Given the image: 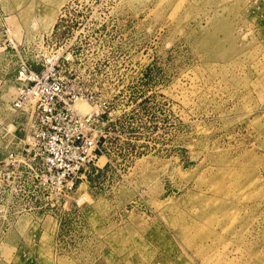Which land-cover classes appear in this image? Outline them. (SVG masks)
I'll return each instance as SVG.
<instances>
[{
    "label": "rangeland",
    "instance_id": "obj_1",
    "mask_svg": "<svg viewBox=\"0 0 264 264\" xmlns=\"http://www.w3.org/2000/svg\"><path fill=\"white\" fill-rule=\"evenodd\" d=\"M67 53L98 157L0 161V264H264V0H0V160L21 66Z\"/></svg>",
    "mask_w": 264,
    "mask_h": 264
},
{
    "label": "built area",
    "instance_id": "obj_2",
    "mask_svg": "<svg viewBox=\"0 0 264 264\" xmlns=\"http://www.w3.org/2000/svg\"><path fill=\"white\" fill-rule=\"evenodd\" d=\"M70 57V53L48 55L39 70L27 64L21 66L18 91L11 106L15 112L28 114L23 136L24 147L28 148L10 150L0 160L5 169L22 164L24 170L39 168L46 179L55 178L60 188L68 189L74 185L76 175L98 157L99 148L90 129L100 115L96 109L81 113L75 107V102L81 99L93 104L94 96L75 88L71 76L61 70V65ZM24 150L31 155L23 157ZM1 169L0 178L11 176L12 171Z\"/></svg>",
    "mask_w": 264,
    "mask_h": 264
},
{
    "label": "bare ground",
    "instance_id": "obj_3",
    "mask_svg": "<svg viewBox=\"0 0 264 264\" xmlns=\"http://www.w3.org/2000/svg\"><path fill=\"white\" fill-rule=\"evenodd\" d=\"M17 91H18V87L16 86V91H15V94H14V96H13V98L15 97V95L17 94ZM13 98H12V100H13ZM12 100H11V103H12ZM82 100V99H81ZM77 101H79V100H77ZM76 101V102H77ZM76 102H75V104H76ZM74 104V105H75ZM78 110L82 113V112H84V111H86L87 109H88V105L86 104V103H78ZM13 109V108H12ZM14 111V110H13ZM15 112V111H14ZM89 112H91V111H89ZM89 112H86V113H89Z\"/></svg>",
    "mask_w": 264,
    "mask_h": 264
}]
</instances>
